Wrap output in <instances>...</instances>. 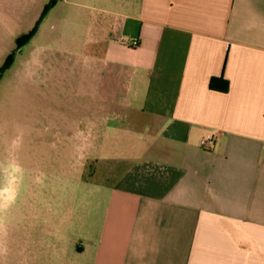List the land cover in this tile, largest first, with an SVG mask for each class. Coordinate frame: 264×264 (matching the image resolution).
<instances>
[{
	"label": "crops",
	"instance_id": "crops-1",
	"mask_svg": "<svg viewBox=\"0 0 264 264\" xmlns=\"http://www.w3.org/2000/svg\"><path fill=\"white\" fill-rule=\"evenodd\" d=\"M47 21L33 66L75 70L61 131L99 177L76 206L35 194L17 260L264 264V0H55Z\"/></svg>",
	"mask_w": 264,
	"mask_h": 264
},
{
	"label": "rangeland",
	"instance_id": "rangeland-1",
	"mask_svg": "<svg viewBox=\"0 0 264 264\" xmlns=\"http://www.w3.org/2000/svg\"><path fill=\"white\" fill-rule=\"evenodd\" d=\"M53 3L0 0V174L7 170L8 176L17 179L15 187L10 178L5 180L12 190L0 202V264H31L29 255L17 260L15 240L19 224L27 227L29 235L25 216L35 194L37 202L45 199V186L40 184H49L47 204L61 203L63 189V206H76L82 180L92 184L99 177L92 173L100 166L92 159L82 166L77 151L66 147L61 131L67 117L77 124L76 115L83 110L77 93L84 87L75 78V70L58 66L51 78L50 73L43 69L36 72L33 66L34 60L45 57L51 39L45 27ZM107 119L102 118V124ZM52 126L56 128L50 129ZM72 137L75 139L76 133H71ZM65 167L70 181L61 182L56 176L60 178Z\"/></svg>",
	"mask_w": 264,
	"mask_h": 264
},
{
	"label": "flooded vegetation",
	"instance_id": "flooded-vegetation-1",
	"mask_svg": "<svg viewBox=\"0 0 264 264\" xmlns=\"http://www.w3.org/2000/svg\"><path fill=\"white\" fill-rule=\"evenodd\" d=\"M9 178H10V182L13 181V186L15 187L14 183L17 182L16 177L8 176L7 170H3V172L0 174V194H1L0 202H1L2 196H4V199L7 198L9 196L10 191L12 190V186H10V185L7 186L6 183H5V180H7ZM48 185H49L48 183H47V185H45V182L43 184H40V186H42V187L45 186L44 187L45 190L42 192L43 193V197L45 198V199H43L44 200L43 204H47L48 195H47V190L46 189L49 187ZM18 191L20 192V189ZM33 203H34V199H33ZM2 207H3V205H2ZM25 217L29 221L30 220V212H28L27 216H25Z\"/></svg>",
	"mask_w": 264,
	"mask_h": 264
},
{
	"label": "trees",
	"instance_id": "trees-1",
	"mask_svg": "<svg viewBox=\"0 0 264 264\" xmlns=\"http://www.w3.org/2000/svg\"><path fill=\"white\" fill-rule=\"evenodd\" d=\"M210 89L222 93H227L229 90V81L226 80L223 76L214 77L210 81Z\"/></svg>",
	"mask_w": 264,
	"mask_h": 264
},
{
	"label": "built area",
	"instance_id": "built-area-1",
	"mask_svg": "<svg viewBox=\"0 0 264 264\" xmlns=\"http://www.w3.org/2000/svg\"><path fill=\"white\" fill-rule=\"evenodd\" d=\"M138 41L137 40H131L130 44L132 46H138ZM215 144V136L213 134H208L206 135L201 141H200V146L203 149H209Z\"/></svg>",
	"mask_w": 264,
	"mask_h": 264
}]
</instances>
